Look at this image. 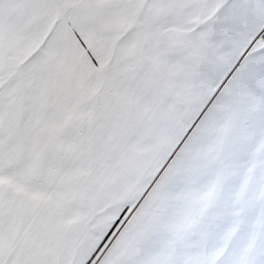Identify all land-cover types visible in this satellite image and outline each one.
Here are the masks:
<instances>
[{
	"label": "snow or ice",
	"instance_id": "6c2138e0",
	"mask_svg": "<svg viewBox=\"0 0 264 264\" xmlns=\"http://www.w3.org/2000/svg\"><path fill=\"white\" fill-rule=\"evenodd\" d=\"M0 264H264V0H0Z\"/></svg>",
	"mask_w": 264,
	"mask_h": 264
}]
</instances>
